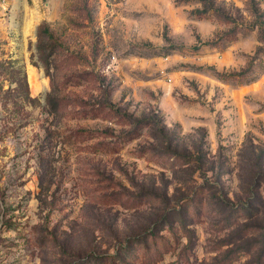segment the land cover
Listing matches in <instances>:
<instances>
[{
	"label": "rangeland",
	"instance_id": "obj_1",
	"mask_svg": "<svg viewBox=\"0 0 264 264\" xmlns=\"http://www.w3.org/2000/svg\"><path fill=\"white\" fill-rule=\"evenodd\" d=\"M0 264H264V0H0Z\"/></svg>",
	"mask_w": 264,
	"mask_h": 264
},
{
	"label": "bare ground",
	"instance_id": "obj_2",
	"mask_svg": "<svg viewBox=\"0 0 264 264\" xmlns=\"http://www.w3.org/2000/svg\"><path fill=\"white\" fill-rule=\"evenodd\" d=\"M34 82L36 83V86H37V88H40V82H39V79H37V76L35 75L34 76Z\"/></svg>",
	"mask_w": 264,
	"mask_h": 264
},
{
	"label": "trees",
	"instance_id": "obj_3",
	"mask_svg": "<svg viewBox=\"0 0 264 264\" xmlns=\"http://www.w3.org/2000/svg\"><path fill=\"white\" fill-rule=\"evenodd\" d=\"M174 150H175V149H174ZM201 150H202V149H201V147H200V150L198 149V151H197V152H198V154H199V155H198V156H199V158H201V155H200V154H202V151H201ZM175 151H176V150H175Z\"/></svg>",
	"mask_w": 264,
	"mask_h": 264
}]
</instances>
